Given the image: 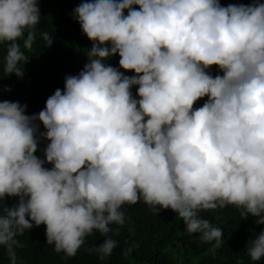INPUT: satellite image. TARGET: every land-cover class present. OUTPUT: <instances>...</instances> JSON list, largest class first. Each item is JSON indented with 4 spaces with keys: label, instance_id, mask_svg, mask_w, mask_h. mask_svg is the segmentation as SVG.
<instances>
[{
    "label": "trees",
    "instance_id": "16d2710c",
    "mask_svg": "<svg viewBox=\"0 0 264 264\" xmlns=\"http://www.w3.org/2000/svg\"><path fill=\"white\" fill-rule=\"evenodd\" d=\"M0 264H264V0H0Z\"/></svg>",
    "mask_w": 264,
    "mask_h": 264
}]
</instances>
